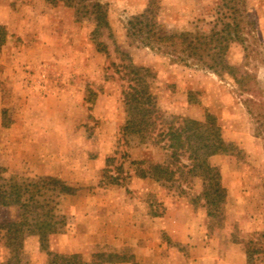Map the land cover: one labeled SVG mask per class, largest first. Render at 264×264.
<instances>
[{
	"label": "rangeland",
	"instance_id": "374dc122",
	"mask_svg": "<svg viewBox=\"0 0 264 264\" xmlns=\"http://www.w3.org/2000/svg\"><path fill=\"white\" fill-rule=\"evenodd\" d=\"M102 1L108 3L112 28V36L105 32L100 37L107 53L98 51L91 38L93 22L76 20L64 3L9 0V13L4 14L9 17L7 39L0 48L4 175L20 180L51 175L76 188L55 198L67 224L50 235L49 249L80 253L85 259L97 252L124 255L126 260L115 264H166L163 257L176 258L169 250L193 257L189 243L147 224L180 204L184 220L188 207L195 209L198 225L206 228L208 238H215L212 247L218 255L242 252L247 264H264V139L256 135L264 121V0H246L244 15L252 33L244 45L231 41L227 51L231 64L252 74L242 85L229 74L185 65L170 52L129 37V20L149 0ZM157 5L156 19L169 32L208 33L222 26V0H157ZM119 49L153 72L151 91L160 117L151 135L122 131L128 81ZM207 113L216 116L223 138L231 144L228 152L209 158L220 169L227 190L225 203L212 216L207 214L200 176L179 173L175 164V173L151 172L152 164L169 160L167 141L159 134L167 122L173 117L176 124L182 118L204 120ZM181 163L189 164L187 155ZM18 218L17 207L0 206V222ZM181 224L169 225L182 231L186 227ZM3 242L0 231V260L7 254ZM46 263L38 236L27 235L23 264Z\"/></svg>",
	"mask_w": 264,
	"mask_h": 264
},
{
	"label": "trees",
	"instance_id": "16d2710c",
	"mask_svg": "<svg viewBox=\"0 0 264 264\" xmlns=\"http://www.w3.org/2000/svg\"><path fill=\"white\" fill-rule=\"evenodd\" d=\"M57 5L64 3L74 11L76 20L88 19L93 22L91 38L100 52H108L107 45L100 37L107 32L112 36L108 19V3L102 0H45ZM225 10L222 12L221 28L210 32H169L156 19L157 0H149L146 7L129 20L128 36L134 41L151 49L170 52L174 60L185 65H196L218 75L229 74L239 85L249 81L252 74L241 71L227 59L229 44L239 40L243 45L252 33L251 21L246 19V0H222ZM227 18V19H226ZM226 19V20H225ZM8 30L0 24V48L5 44ZM245 49L248 45L244 46ZM123 55V76L128 85L124 91L127 118L122 126L124 134L148 136L158 126V107L151 91L150 79L153 72L150 67L137 65L129 52ZM247 88V87H244ZM263 117V115H262ZM177 117L167 122L166 129L160 131L167 141L169 160L151 165V172L157 174L175 173L171 165L175 164L179 173H194L203 181L202 196L207 204V214L214 215L225 203L227 190L222 184L220 169L210 163L215 154L228 152L231 144L223 138L222 128L212 113H207L204 120ZM257 136L264 139V121L257 127ZM187 155L189 164L181 163ZM187 167V171L183 168ZM5 167L0 165V206H14L19 210V218L0 222L4 246L7 254L0 264H23L24 241L27 235H37L40 249L46 251V264H115L126 260L117 252H97L90 259L80 253H61L49 249L51 234L62 232L67 224L66 215L57 210L56 197L73 194L76 188L57 177L35 176L20 180L4 175ZM145 173V172H142ZM144 175V174H143ZM160 176V175H158ZM160 179V177H158ZM251 260L250 254L248 255Z\"/></svg>",
	"mask_w": 264,
	"mask_h": 264
},
{
	"label": "crops",
	"instance_id": "0c3cea01",
	"mask_svg": "<svg viewBox=\"0 0 264 264\" xmlns=\"http://www.w3.org/2000/svg\"><path fill=\"white\" fill-rule=\"evenodd\" d=\"M9 0H0V24L6 25L8 23V18H4V14H8V3ZM2 12V13H1ZM3 14V15H2ZM12 15V14H11ZM189 208V217L182 219L183 216L181 206L175 205L167 207L165 213L162 216H154L151 220H148L150 224L149 227L163 229L164 232H167L170 236H176L177 240L184 243H189L191 254L195 256L189 257L187 254H184L180 251L169 250V253L174 255V257H163L161 262L166 264H247L246 255L242 252L233 253L231 255L229 252H224L223 255H218L213 251V244L215 243V238H208L204 231L206 228H202L198 225L197 213L193 207ZM173 217V218H170ZM182 221L185 223V229L182 231H177L169 224L181 226ZM146 224V225H147ZM181 224V225H180ZM145 227H148L145 226ZM206 238V239H205ZM145 242V246H147ZM152 243V242H151ZM163 248H167L164 242H160ZM145 252L148 253V247H144ZM168 253V251H167ZM203 254L202 256H197L196 254ZM149 254V253H148Z\"/></svg>",
	"mask_w": 264,
	"mask_h": 264
}]
</instances>
